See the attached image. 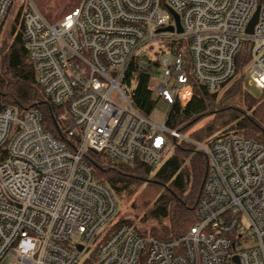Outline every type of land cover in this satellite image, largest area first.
I'll use <instances>...</instances> for the list:
<instances>
[{"label":"built area","instance_id":"obj_1","mask_svg":"<svg viewBox=\"0 0 264 264\" xmlns=\"http://www.w3.org/2000/svg\"><path fill=\"white\" fill-rule=\"evenodd\" d=\"M16 1L0 0V39ZM24 3L23 38L38 82L65 108L68 135L78 140L71 146L46 130L37 107H0V264H264V143L235 133L188 139L167 120H151L122 85L132 58H146L139 48L170 36L184 43L153 65L151 80H162L150 85L157 100L187 105L191 75L218 90L235 77L247 41V71L264 88V0H81L57 21L34 0ZM168 26L174 31H159ZM171 137L202 150L210 168L196 222L161 239L115 219L118 198L86 154L156 167Z\"/></svg>","mask_w":264,"mask_h":264},{"label":"trees","instance_id":"obj_2","mask_svg":"<svg viewBox=\"0 0 264 264\" xmlns=\"http://www.w3.org/2000/svg\"><path fill=\"white\" fill-rule=\"evenodd\" d=\"M34 1L50 21H56L78 6L81 0H65L61 2L63 4ZM21 14L20 11L15 18L11 31L13 38L0 45V107L13 105L18 111L37 107L42 113L44 128L75 146L78 139L68 135L72 119L65 108L51 102L38 82L23 38ZM183 43L179 39L172 41L171 45L181 49ZM145 59L140 54L132 58L122 85L136 107L149 115L158 101L150 88L153 65L158 61L148 60L149 64L142 66ZM250 60L247 41L237 55L235 77L216 91L208 90L191 75L194 96L185 106L178 102L170 105L167 117L170 127L184 133L194 123L206 118L203 126L191 132L193 139L210 143L224 134L235 133L264 143V88L262 96L257 98L244 86ZM172 152L156 167L141 161H118L104 153L90 151L86 154V160L97 177L113 190L118 199L132 196L146 181L159 185L160 191L144 217L157 223L147 230L141 228V231L161 239L180 236L196 222L198 204L210 168L205 153L186 140L174 139ZM123 222L136 224L133 219L121 217L119 223Z\"/></svg>","mask_w":264,"mask_h":264},{"label":"rangeland","instance_id":"obj_3","mask_svg":"<svg viewBox=\"0 0 264 264\" xmlns=\"http://www.w3.org/2000/svg\"><path fill=\"white\" fill-rule=\"evenodd\" d=\"M25 1V8L27 7L28 0H17L13 6V9L10 15L7 18L4 32L2 38L0 39V45L5 41H10L13 37L11 35L12 28L16 23V16L20 11V5ZM50 2H56L63 4L61 2L65 0H48ZM81 2V1H80ZM39 8V7H38ZM40 9V8H39ZM62 16L59 18L61 19ZM57 19V20H59ZM56 20V21H57ZM20 24L17 23V29H19ZM172 38L170 36H162L161 38L149 41L143 44L139 48V52L141 54L146 55V59H155L161 60L163 53H167L169 46L171 45ZM162 68H160L161 70ZM162 80L159 78L157 74H155L150 82V85L153 89H157L159 83ZM244 86L245 88L252 93L255 97L260 98L263 94V88L258 87L255 83L252 82V75L250 72H246V76L244 79ZM227 87H225L223 91H225ZM170 110V104H168L163 99H159L157 104L155 105L152 112L148 115V117L156 123L163 124L168 117V113ZM207 121L206 118L199 120L198 122L194 123L190 129L186 130L183 135L188 138L195 140L191 137V132L194 130L199 129L203 124ZM173 145L174 140L171 137L168 151L164 154L162 160L157 165H161L169 156L173 154ZM160 191V187L154 181H146L137 190L135 194L130 197H124L123 199H118L117 211L115 215V219H119L120 217L133 219L137 225H139L142 229L147 230L152 225H156V221L151 220L150 218L144 219L146 213L152 206L157 194Z\"/></svg>","mask_w":264,"mask_h":264},{"label":"water","instance_id":"obj_4","mask_svg":"<svg viewBox=\"0 0 264 264\" xmlns=\"http://www.w3.org/2000/svg\"><path fill=\"white\" fill-rule=\"evenodd\" d=\"M259 10H260V6L258 7L255 15L253 16V18L251 19V21L249 23V26H248V29H247V31L249 33H252L253 30H254V26H255V24H256V22L258 20V16H259ZM174 14H175L177 25H178L177 31L178 32H183V27H182V25L180 23L179 15L176 12H174ZM159 31H174V27L173 26H168V27L160 28Z\"/></svg>","mask_w":264,"mask_h":264}]
</instances>
